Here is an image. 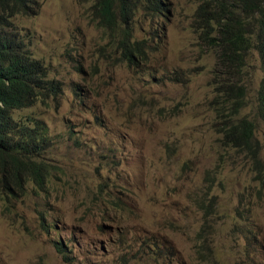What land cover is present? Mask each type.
I'll use <instances>...</instances> for the list:
<instances>
[{
    "label": "rangeland",
    "instance_id": "374dc122",
    "mask_svg": "<svg viewBox=\"0 0 264 264\" xmlns=\"http://www.w3.org/2000/svg\"><path fill=\"white\" fill-rule=\"evenodd\" d=\"M96 1L40 0L12 19L61 91L17 113L49 126V175L0 193V264H264L255 21L223 56L205 0H163L160 15L131 0L149 52L135 65Z\"/></svg>",
    "mask_w": 264,
    "mask_h": 264
},
{
    "label": "trees",
    "instance_id": "16d2710c",
    "mask_svg": "<svg viewBox=\"0 0 264 264\" xmlns=\"http://www.w3.org/2000/svg\"><path fill=\"white\" fill-rule=\"evenodd\" d=\"M139 1L158 15L168 10L163 0ZM136 4L131 5V0L96 1L101 25L113 33L115 25L122 24L123 53L135 65L136 55L146 56L140 42L133 40L130 14ZM39 7L40 0H0V193L8 196L19 195L30 181L43 187L49 174L42 159L51 146L49 126L34 114L17 116L38 103L47 105L61 91L58 83L49 78L47 66L33 56L25 38L13 25L14 17L32 16ZM198 17L210 23L217 21V45L222 48L223 56L249 21H255L264 38V0H205L198 8ZM259 52L264 70V39ZM258 99L264 120V78Z\"/></svg>",
    "mask_w": 264,
    "mask_h": 264
},
{
    "label": "clouds",
    "instance_id": "9594fccd",
    "mask_svg": "<svg viewBox=\"0 0 264 264\" xmlns=\"http://www.w3.org/2000/svg\"><path fill=\"white\" fill-rule=\"evenodd\" d=\"M214 22L217 23V21H214ZM146 50H147V49H146ZM148 55H149V52H148V50H147V51H146V57H147ZM145 60H146V59H145ZM49 131H50V129H49ZM50 136H51V135H50ZM49 148H50V147H49ZM49 148H48V149H49ZM47 151H48V150H47ZM57 249H58L59 252H61V251H60V246H57Z\"/></svg>",
    "mask_w": 264,
    "mask_h": 264
},
{
    "label": "water",
    "instance_id": "95a60500",
    "mask_svg": "<svg viewBox=\"0 0 264 264\" xmlns=\"http://www.w3.org/2000/svg\"><path fill=\"white\" fill-rule=\"evenodd\" d=\"M50 147V146H49ZM44 155V154H43ZM43 159V158H42ZM48 165V164H47ZM49 169V168H48ZM49 175V174H48ZM48 180V179H47Z\"/></svg>",
    "mask_w": 264,
    "mask_h": 264
}]
</instances>
